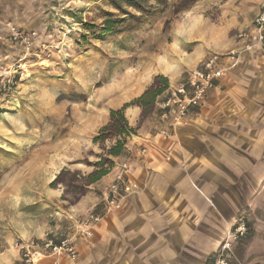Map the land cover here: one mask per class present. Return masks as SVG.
<instances>
[{"label":"rangeland","instance_id":"obj_1","mask_svg":"<svg viewBox=\"0 0 264 264\" xmlns=\"http://www.w3.org/2000/svg\"><path fill=\"white\" fill-rule=\"evenodd\" d=\"M25 8L0 10V264H18V245L28 240L69 239L77 248L76 236L91 237L86 219L119 205L120 197L110 202L115 180H90L126 164L108 153L117 137L94 141L112 110L130 104L132 135L162 118L182 124L201 103L179 122L163 103L193 70L217 58L224 72V55L262 45L246 39L230 49L244 39L238 33L252 19V0H34ZM160 75L168 89L143 115L135 99L161 85ZM137 108L132 126L128 111ZM240 221L247 231L230 253L250 234L263 247L264 224Z\"/></svg>","mask_w":264,"mask_h":264},{"label":"crops","instance_id":"obj_2","mask_svg":"<svg viewBox=\"0 0 264 264\" xmlns=\"http://www.w3.org/2000/svg\"><path fill=\"white\" fill-rule=\"evenodd\" d=\"M263 1L252 0V19L239 31L251 27ZM33 3L0 0V10ZM228 55L223 75L182 124L162 118L156 128L141 126L129 138L130 151L117 160L128 165L125 182L132 190L89 226L91 237L76 236L79 259L63 254L40 264H214L241 216L264 224L258 218L264 215V45L238 58ZM128 112L136 126L140 108ZM118 166L100 181L115 180ZM259 243L250 234L235 244L230 264H264ZM253 255L261 260L252 261Z\"/></svg>","mask_w":264,"mask_h":264},{"label":"built area","instance_id":"obj_3","mask_svg":"<svg viewBox=\"0 0 264 264\" xmlns=\"http://www.w3.org/2000/svg\"><path fill=\"white\" fill-rule=\"evenodd\" d=\"M238 36L247 39L253 45H264V1L261 9L253 21V28L241 30ZM216 59L209 60L203 67L193 70L187 82L181 83L172 95L163 103V107L168 112L174 114L176 120L181 121L183 116L187 114V110L191 105H197L204 99L207 90L213 86L214 80L223 75V70L216 67ZM178 121V122H179ZM128 165L124 164L118 172L115 181L110 186L111 204H117V199L124 193L128 194L132 190V185L125 182V175ZM101 220L99 215L91 214L87 219V226L97 223ZM247 231L244 221H240L228 238L223 242L214 264H230L228 253L232 249L234 241L242 237ZM91 236L90 231L87 232ZM21 251V259L18 264H40L46 257L58 258L61 254H67L71 259L75 260L79 256V251L74 243L69 239L55 240L53 238H45L41 242L28 240L18 245ZM57 263V262H56Z\"/></svg>","mask_w":264,"mask_h":264},{"label":"trees","instance_id":"obj_4","mask_svg":"<svg viewBox=\"0 0 264 264\" xmlns=\"http://www.w3.org/2000/svg\"><path fill=\"white\" fill-rule=\"evenodd\" d=\"M161 80V85L155 82L145 92L135 99V103L140 105L143 110V115L150 114L155 110L156 102L160 95L168 89V79L163 76H157L156 80ZM130 104H126L124 107L116 110H112L110 113L109 122L104 125L98 132L94 141L105 140L109 135L115 136V143L109 148L108 153L113 156H121L125 154L128 138L136 133V130L129 126L128 120L125 116V108ZM111 169L102 168L96 172L90 174V180L92 182L99 181L102 177L107 175Z\"/></svg>","mask_w":264,"mask_h":264}]
</instances>
